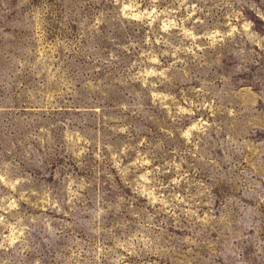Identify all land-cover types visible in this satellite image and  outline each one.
Returning <instances> with one entry per match:
<instances>
[{"label": "rangeland", "instance_id": "374dc122", "mask_svg": "<svg viewBox=\"0 0 264 264\" xmlns=\"http://www.w3.org/2000/svg\"><path fill=\"white\" fill-rule=\"evenodd\" d=\"M0 264H264V0H0Z\"/></svg>", "mask_w": 264, "mask_h": 264}]
</instances>
